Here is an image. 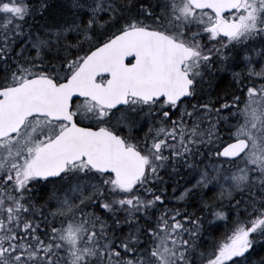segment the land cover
<instances>
[{"label":"snow or ice","instance_id":"6c2138e0","mask_svg":"<svg viewBox=\"0 0 264 264\" xmlns=\"http://www.w3.org/2000/svg\"><path fill=\"white\" fill-rule=\"evenodd\" d=\"M0 264H264V0H0Z\"/></svg>","mask_w":264,"mask_h":264}]
</instances>
